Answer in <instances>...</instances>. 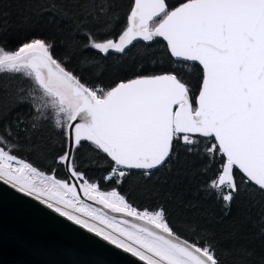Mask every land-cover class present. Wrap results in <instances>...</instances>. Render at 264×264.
Instances as JSON below:
<instances>
[{"label": "snow or ice", "instance_id": "1", "mask_svg": "<svg viewBox=\"0 0 264 264\" xmlns=\"http://www.w3.org/2000/svg\"><path fill=\"white\" fill-rule=\"evenodd\" d=\"M86 3L94 5L88 16L95 18L97 7L101 14L107 12L94 0ZM45 10L58 11L55 3ZM85 23L81 19L77 31ZM105 26L110 28L111 21ZM85 36L84 47L104 55L124 54L134 42L162 38L171 69L144 74L141 67L133 78L92 86L67 67L70 57L56 58L52 42L35 39L15 51L0 47V73L30 81L19 99L30 98L37 113L31 128L37 130L51 118L61 129L66 143L57 162L76 181L57 179L14 154L18 145L13 140L28 131L29 122L18 116L14 124L3 123L0 97V182L142 264H223L214 242L177 234L164 206L140 210L118 187L104 191L100 183L90 182L73 153L90 143L107 158L101 180L119 186L132 170L150 179L153 171L167 167L179 142L186 152L203 155L205 172L216 166L207 188L222 203L225 217L242 195L264 203V0H183L173 8L167 0H133L118 38ZM191 62L202 68L195 96L183 77ZM96 70L103 71L98 65ZM36 177L42 178L39 184ZM81 193L102 207L86 205Z\"/></svg>", "mask_w": 264, "mask_h": 264}, {"label": "trees", "instance_id": "2", "mask_svg": "<svg viewBox=\"0 0 264 264\" xmlns=\"http://www.w3.org/2000/svg\"><path fill=\"white\" fill-rule=\"evenodd\" d=\"M183 0H167L169 8ZM55 3L58 11L45 10ZM96 6H106L101 14L96 8L95 18L87 12L93 3L86 0H0V47L15 51L24 43L43 39L55 45V56L63 61L70 57L67 67L92 86L113 85L119 80L133 78L143 68L144 74H158L171 69L172 60L167 54L166 43L160 38L154 42L140 41L126 49L124 54L107 55L85 48L91 32L98 41L118 38L127 26V17L133 0H94ZM66 14V15H62ZM83 19L77 31L76 25ZM111 21V27L106 23ZM71 45V47H69ZM103 69L96 70V66ZM183 77L198 94L202 69L197 63L186 65ZM30 81L19 74L0 73V97L3 98V123H13L19 116L28 120V131H21L13 142L18 145L14 154L33 164L39 171L54 174L57 179L68 181L65 164L57 157L65 151V137L50 118L41 122L37 130L31 128L37 115L32 110L31 99L20 101L26 95ZM20 88L25 93H19ZM78 170L90 182L100 183L109 191L118 187L134 206L140 210L164 206L174 231L189 240L214 242L223 264H264V203L242 195L233 205L229 216H224L222 203L207 185L215 178L216 166L207 172L208 161L202 154L188 153L176 142L175 154L167 167L153 171L147 179L140 170H132L122 185L105 183L101 177L107 173V158L84 142L73 153ZM196 229V234L193 233ZM243 250V251H242ZM247 253H250L247 254Z\"/></svg>", "mask_w": 264, "mask_h": 264}, {"label": "water", "instance_id": "3", "mask_svg": "<svg viewBox=\"0 0 264 264\" xmlns=\"http://www.w3.org/2000/svg\"><path fill=\"white\" fill-rule=\"evenodd\" d=\"M65 168L67 170L66 165ZM71 180L72 183L76 182L74 178ZM80 195L85 202L102 207L85 198L83 193ZM0 264L142 262L60 216L34 197L26 196L0 182Z\"/></svg>", "mask_w": 264, "mask_h": 264}, {"label": "rangeland", "instance_id": "4", "mask_svg": "<svg viewBox=\"0 0 264 264\" xmlns=\"http://www.w3.org/2000/svg\"><path fill=\"white\" fill-rule=\"evenodd\" d=\"M48 175H52V174H48ZM35 179H36L37 183L39 184V181H40V179H42V178H41V177H36ZM68 182H69V183H72V180L69 179ZM84 203H85L86 205H92V204L87 203V202H85V201H84ZM92 207H93V208H98V207H96V206H94V205H92ZM69 210H71V209H69ZM77 214H78V213H77ZM78 215H79V214H78ZM81 218H82V219H88L87 216H82ZM90 222H91V223H97L96 221H90ZM98 226H100V227H104L103 225H98Z\"/></svg>", "mask_w": 264, "mask_h": 264}, {"label": "built area", "instance_id": "5", "mask_svg": "<svg viewBox=\"0 0 264 264\" xmlns=\"http://www.w3.org/2000/svg\"><path fill=\"white\" fill-rule=\"evenodd\" d=\"M106 174H107V173H106ZM106 174H105V175H106Z\"/></svg>", "mask_w": 264, "mask_h": 264}]
</instances>
